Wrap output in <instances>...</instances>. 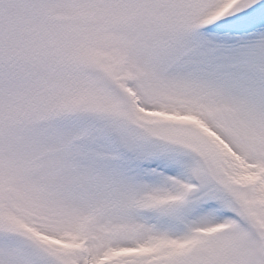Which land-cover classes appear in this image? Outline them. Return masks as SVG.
<instances>
[{"label":"snow or ice","instance_id":"obj_1","mask_svg":"<svg viewBox=\"0 0 264 264\" xmlns=\"http://www.w3.org/2000/svg\"><path fill=\"white\" fill-rule=\"evenodd\" d=\"M0 264H264V0H0Z\"/></svg>","mask_w":264,"mask_h":264}]
</instances>
